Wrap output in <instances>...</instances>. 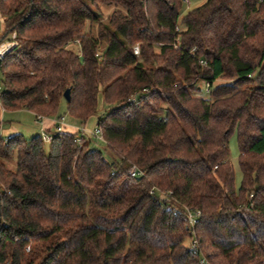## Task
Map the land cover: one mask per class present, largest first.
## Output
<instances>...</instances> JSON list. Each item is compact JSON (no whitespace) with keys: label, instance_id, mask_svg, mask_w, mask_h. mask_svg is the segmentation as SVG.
I'll return each instance as SVG.
<instances>
[{"label":"trees","instance_id":"1","mask_svg":"<svg viewBox=\"0 0 264 264\" xmlns=\"http://www.w3.org/2000/svg\"><path fill=\"white\" fill-rule=\"evenodd\" d=\"M184 1L0 0L4 109L59 118L70 89L85 125L102 96L111 158L78 131L0 135V264H264V0Z\"/></svg>","mask_w":264,"mask_h":264},{"label":"built area","instance_id":"2","mask_svg":"<svg viewBox=\"0 0 264 264\" xmlns=\"http://www.w3.org/2000/svg\"><path fill=\"white\" fill-rule=\"evenodd\" d=\"M185 4H188L189 1L188 0H185L184 1ZM5 17L1 14L0 12V24H5ZM177 31H180L179 28H177ZM5 32V30H4ZM4 33H0V38L3 36ZM16 34H12L11 35V38L10 39H6L4 41H2L0 43V64L5 60L6 56L17 46V43H16ZM79 42H75V44H78ZM179 46V40L176 41L175 43V48H178ZM134 51H135V54L136 55H139V47L136 46L134 48ZM190 55L192 57H195L196 56V49H192L189 51ZM199 63L200 65H204V66H207V62L204 61V60H201L199 59ZM204 92L205 94H209L210 93V90H211V83L209 81H206L204 83ZM2 96V84H1V80H0V97ZM46 117H43V116H37V122H42L43 119H45ZM54 124H55V128H54V132H57V133H63L65 132V128L67 126V123H66V117L65 116H61V117H55L54 119ZM81 135L78 136V138L76 139V142H80L81 141V136L84 135V134H88L86 132V130L84 128L81 129L78 128L77 130ZM53 132H47V131H42L41 133V139L42 141L44 142V144L46 145H49L52 143L53 141ZM91 135L95 136L98 140L102 141V142H105L103 140V136H102V130L101 128L97 125L96 127V131L91 133ZM128 176L130 178H140L143 176V172L137 168L135 165H132L128 172H127ZM170 193H167L164 195V197L168 198L170 197ZM253 197V196H251ZM201 216V212L200 211H196V210H193V209H189L187 208L186 209V219H187V222H188V227L190 230H193L195 225L197 224V221L199 219V217ZM193 245V248L194 249H197V242L196 241H193L192 243ZM201 264H209L208 262L206 261H201Z\"/></svg>","mask_w":264,"mask_h":264},{"label":"rangeland","instance_id":"3","mask_svg":"<svg viewBox=\"0 0 264 264\" xmlns=\"http://www.w3.org/2000/svg\"><path fill=\"white\" fill-rule=\"evenodd\" d=\"M206 2V0H189V3L185 6V10L182 14V17L185 15V12L195 9L201 5H203ZM104 20H106V17L108 16V14L110 13V11L108 10H104ZM90 30V24L87 23V28L86 31ZM0 33H4V27L0 24ZM0 80H2V76L0 73ZM223 80H218L217 83H223ZM201 86L204 88V84H201ZM201 95L205 96V92L203 89V93H201ZM66 104L65 101L62 102L61 108H60V115L65 116L66 117V123L67 120H69V118L66 115ZM105 111V105L102 99V96H99V110L98 113L94 116H92L85 125H80L81 129L84 128L86 130V132L88 133L86 136H88L89 140L91 141V147L94 149H101L103 151L104 157L106 159H111L109 156L108 151L106 150V145L104 142L98 140L95 136L91 135V133L96 131V127H97V123H98V118L104 113ZM16 120H10L9 122L4 123V127L10 129V132L12 131V129H15L17 127H19L20 125L15 122ZM79 127V128H80ZM19 134V133H17ZM20 135V134H19ZM6 134L4 139L6 140ZM229 149H230V161L234 167V172H235V185L236 188L239 189L242 183V172L240 170V166H239V147H238V139H237V134L235 133L229 141ZM6 165L9 169L11 170H15L17 167V157L13 156L10 159L6 160Z\"/></svg>","mask_w":264,"mask_h":264},{"label":"crops","instance_id":"4","mask_svg":"<svg viewBox=\"0 0 264 264\" xmlns=\"http://www.w3.org/2000/svg\"><path fill=\"white\" fill-rule=\"evenodd\" d=\"M4 27L5 30V24H1ZM37 116L27 110V109H21L17 111H9L4 109V107L1 104L0 101V135L4 139L6 134V139H9L15 135H21L24 138H32L41 135L42 131L47 132H54L55 124H54V118H45L42 120V122H37ZM10 120H16L20 126L12 129L10 132V129L4 127V123L9 122ZM67 126L65 128V132L69 133H75L77 132L78 128L80 127V124L78 122H75L71 119L67 120ZM19 133V134H17Z\"/></svg>","mask_w":264,"mask_h":264},{"label":"water","instance_id":"5","mask_svg":"<svg viewBox=\"0 0 264 264\" xmlns=\"http://www.w3.org/2000/svg\"><path fill=\"white\" fill-rule=\"evenodd\" d=\"M64 99L66 102H70L71 100V90L67 89L64 93Z\"/></svg>","mask_w":264,"mask_h":264}]
</instances>
